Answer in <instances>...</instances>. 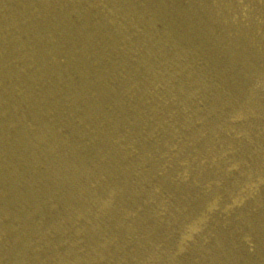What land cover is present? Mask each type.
<instances>
[{"label":"bare ground","instance_id":"bare-ground-1","mask_svg":"<svg viewBox=\"0 0 264 264\" xmlns=\"http://www.w3.org/2000/svg\"><path fill=\"white\" fill-rule=\"evenodd\" d=\"M0 264H264V0H0Z\"/></svg>","mask_w":264,"mask_h":264}]
</instances>
